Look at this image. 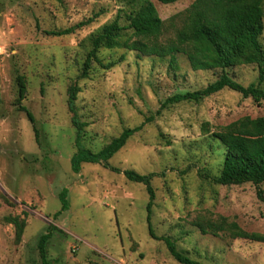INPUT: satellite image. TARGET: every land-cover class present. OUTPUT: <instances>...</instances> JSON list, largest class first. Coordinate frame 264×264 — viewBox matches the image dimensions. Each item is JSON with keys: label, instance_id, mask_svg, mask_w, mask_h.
Listing matches in <instances>:
<instances>
[{"label": "rangeland", "instance_id": "1", "mask_svg": "<svg viewBox=\"0 0 264 264\" xmlns=\"http://www.w3.org/2000/svg\"><path fill=\"white\" fill-rule=\"evenodd\" d=\"M138 1L0 0V264H42L38 242L47 233L51 264H178L159 240L166 237L202 264H264L263 244L207 229L224 220L264 235V203L256 187L212 182L225 154L213 134L240 118L263 117L264 102L224 89L161 111L168 99L205 89L221 71H193L183 55L171 67L169 58L140 56L121 47L98 53L104 64L114 62L113 68L92 63L88 77L78 79L92 36L117 18L127 26ZM148 1L164 22L160 42L165 44L181 28L175 16L195 0L166 6ZM89 20L71 35H48ZM130 35L125 31L118 41ZM259 42L264 51V19ZM226 73L244 87L258 77L254 65ZM18 76L26 84L22 106L35 119L37 138L17 107ZM71 85L80 90L75 108L83 125L82 149L97 154L124 129L141 127L108 160L120 173L91 163L73 171L77 132L67 107ZM124 171L155 174L150 225L158 240L149 233L146 188L128 181ZM8 217L25 220L19 242Z\"/></svg>", "mask_w": 264, "mask_h": 264}, {"label": "trees", "instance_id": "2", "mask_svg": "<svg viewBox=\"0 0 264 264\" xmlns=\"http://www.w3.org/2000/svg\"><path fill=\"white\" fill-rule=\"evenodd\" d=\"M178 0H157L161 5H172ZM263 1L264 0H195L184 12L175 16L181 21V28L177 31L174 40L165 44L160 42L164 32V22L160 19L154 4L148 0L138 1V8L132 9L127 15L128 25L123 27L118 23V18L105 25L90 39L91 49L86 55L78 79L88 77L92 63H96L104 70L115 66L114 62L104 64L98 57L100 49L124 48L140 56L169 58L170 66H176V58L183 55L193 71L220 70L219 78L205 89L176 95L168 99L161 108L180 102H200L211 95L224 89L240 94L244 99H251L254 103L264 102V51L259 42L263 34ZM91 20L81 22L74 27L50 32L48 35L61 37L73 34L77 29L87 26ZM130 31V37L122 43L118 41L122 33ZM238 65H254L258 69L256 82L244 87L237 83L226 73L227 70ZM18 98L17 107L24 112L28 121L33 126L34 135L38 137L36 122L22 102L26 95V84L22 76L17 77ZM77 85H71L67 91V107L72 114L71 123L77 132L76 153L71 159L72 169L79 172L82 163L101 164L115 173L120 170L110 167L108 160L119 152L127 141L141 127L124 129L119 137L113 139L97 154L82 149L79 144L82 137L83 125L78 121L75 102L79 93ZM160 115V112H157ZM225 150L224 161L219 176L212 182L220 186H240L252 184L256 187L257 198L264 203V116L258 118L243 117L223 127L213 134ZM124 177L133 183L145 186L149 195L147 205V222L150 236L158 240L152 231L150 220L151 210L155 200L151 181L155 174L142 176L134 171H124ZM64 201V198H62ZM66 202L63 209H66ZM6 222L15 226L16 241L19 242L24 228L25 220L19 217H8ZM203 233L206 229L199 225ZM208 231L212 233L227 232L235 240H246L264 245V235L247 233L235 223L208 224ZM53 230V228L51 229ZM51 238V233L44 234L38 242V251L42 264H51L47 259L46 245ZM167 247L171 257L178 264H202L192 260L178 251L175 243L170 238H160Z\"/></svg>", "mask_w": 264, "mask_h": 264}]
</instances>
